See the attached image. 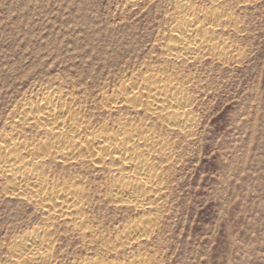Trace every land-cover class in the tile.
<instances>
[{
	"label": "rangeland",
	"instance_id": "374dc122",
	"mask_svg": "<svg viewBox=\"0 0 264 264\" xmlns=\"http://www.w3.org/2000/svg\"><path fill=\"white\" fill-rule=\"evenodd\" d=\"M209 1L196 0L205 7ZM139 2L0 0V131L23 95L54 83L72 93L73 109L91 122L86 134L113 131L124 117L144 119L130 110L107 114L103 98L122 77L159 66L163 36L170 18L177 19L173 2ZM245 3L220 0L237 19L234 28L219 30V39L236 53L188 66L197 85L190 91L197 126L167 172L160 210L115 205L106 169L48 165L50 180L81 189L94 232L82 240L38 207L6 195L0 179V264H10L12 240L39 223L55 232L51 264H130L138 253L152 264H264V0ZM143 217L155 219L146 239L115 248L122 229Z\"/></svg>",
	"mask_w": 264,
	"mask_h": 264
},
{
	"label": "bare ground",
	"instance_id": "6f19581e",
	"mask_svg": "<svg viewBox=\"0 0 264 264\" xmlns=\"http://www.w3.org/2000/svg\"><path fill=\"white\" fill-rule=\"evenodd\" d=\"M139 1L158 0H127L131 6ZM159 1L173 2L170 9L177 18H170L169 34L163 36L166 45L162 43L159 66L122 77L120 87L103 95L107 114L130 110L144 119L124 117L113 131L86 134L91 122L73 109L77 104L72 93L54 83L43 92L39 89L27 95L26 100L23 95L1 125L0 179L5 194L38 207L45 219L75 229L82 240L92 239L94 232L84 214L81 189L77 182L62 185L50 180L48 165L92 164L106 169L112 177L107 195L115 205L158 212L168 195L167 172L177 163L181 145L194 137L197 126L190 95L197 85L188 66L200 63L204 56L220 59L236 53L232 45L219 39V30L234 28L237 19L234 11L222 8L220 0H210L206 7L196 0ZM245 2L249 0H240ZM154 225V218L143 217L124 227L115 248L140 243ZM54 242L51 226L35 224L12 240L8 262L51 264ZM77 264L120 263L82 260ZM130 264L152 263L138 253Z\"/></svg>",
	"mask_w": 264,
	"mask_h": 264
}]
</instances>
